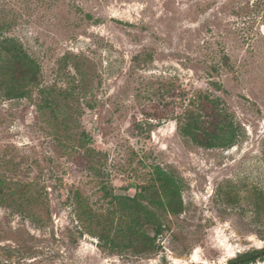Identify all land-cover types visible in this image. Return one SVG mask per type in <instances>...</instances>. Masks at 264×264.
<instances>
[{
    "label": "rangeland",
    "instance_id": "374dc122",
    "mask_svg": "<svg viewBox=\"0 0 264 264\" xmlns=\"http://www.w3.org/2000/svg\"><path fill=\"white\" fill-rule=\"evenodd\" d=\"M8 37L41 73L23 98L0 75V264H264V0H0L3 63ZM186 110L221 115L234 144L183 135ZM157 166L183 212L158 210L155 252L103 250L77 193L110 213Z\"/></svg>",
    "mask_w": 264,
    "mask_h": 264
},
{
    "label": "trees",
    "instance_id": "16d2710c",
    "mask_svg": "<svg viewBox=\"0 0 264 264\" xmlns=\"http://www.w3.org/2000/svg\"><path fill=\"white\" fill-rule=\"evenodd\" d=\"M10 19V17L7 19L4 18L1 21V28L10 26ZM1 44L7 57L3 63L1 62L2 57L0 56V75L6 74L5 72H7L9 78L5 95L8 98L27 97L32 85L37 84L39 81L41 65L35 57L24 49L22 43L17 39L13 37L3 38ZM4 68H6L5 71L3 70ZM2 82L0 79V84ZM43 91L46 94L48 92ZM66 93L68 96H72L73 91ZM52 99L54 100V96L53 98L47 96L44 100L47 104L52 105L54 102ZM215 118L216 120L201 117L197 113L186 110L183 117L180 116L178 118L180 132L183 135L191 137L200 146L207 148L232 146L236 137L232 126H228L226 121H223L221 115V119L218 118V115H215ZM224 132L228 135H225ZM155 173L158 184L146 186L145 189H141L132 197L112 195L116 207L110 213L94 210L87 205L80 193H77L75 198L77 213L89 226L93 224L98 227V231L96 228L92 229L93 227H89L88 230L99 238V246L103 250L114 252L124 249L132 250L136 253L155 252L157 250L155 236L163 231L164 225L159 218L158 210H163L174 215H179L183 212L184 203L181 190L175 178L160 166L155 168ZM146 190H148V193H146ZM105 191V196L113 194L107 189ZM253 194L257 199L253 203L254 211L257 215L260 212V199L263 195L259 190H254ZM144 198L148 199L149 204L144 202ZM150 204L154 207H150ZM114 221H117L116 228H114ZM148 224L152 225L154 236H150L145 230V226ZM259 253H264V248ZM252 254L245 253L239 258H243L242 262H249L255 256H250Z\"/></svg>",
    "mask_w": 264,
    "mask_h": 264
},
{
    "label": "flooded vegetation",
    "instance_id": "af4514ba",
    "mask_svg": "<svg viewBox=\"0 0 264 264\" xmlns=\"http://www.w3.org/2000/svg\"><path fill=\"white\" fill-rule=\"evenodd\" d=\"M257 253H253L252 255L250 256H253V255H256ZM243 258H237V259H234L233 261H237L236 264H240L242 262Z\"/></svg>",
    "mask_w": 264,
    "mask_h": 264
},
{
    "label": "water",
    "instance_id": "95a60500",
    "mask_svg": "<svg viewBox=\"0 0 264 264\" xmlns=\"http://www.w3.org/2000/svg\"><path fill=\"white\" fill-rule=\"evenodd\" d=\"M236 263H237V261H229V262H226L224 264H236Z\"/></svg>",
    "mask_w": 264,
    "mask_h": 264
}]
</instances>
